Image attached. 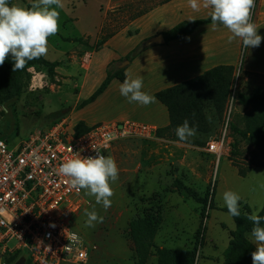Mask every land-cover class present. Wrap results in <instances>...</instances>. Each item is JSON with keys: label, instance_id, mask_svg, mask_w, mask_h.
Segmentation results:
<instances>
[{"label": "rangeland", "instance_id": "374dc122", "mask_svg": "<svg viewBox=\"0 0 264 264\" xmlns=\"http://www.w3.org/2000/svg\"><path fill=\"white\" fill-rule=\"evenodd\" d=\"M168 1L63 0L65 7L57 9L59 31L48 38V51L44 55L57 62L55 75H48L42 66H29L21 79L19 92L6 84L0 86V138L17 143L62 119L74 126L73 118L81 111L75 110L77 103L99 86L107 71L116 68L142 76V91L153 96L166 86L198 74V69L166 70L153 55L154 49L164 47L161 44L137 53L139 46L153 34L167 31L183 20L208 16L205 9L195 13L175 12L170 16L153 11ZM31 3L32 0H9L10 5L23 7ZM251 18L258 26V34L264 37V0H255ZM208 29L200 28L196 33L209 32ZM239 51L238 62L233 64L232 95L222 116L219 117L212 104L205 106L208 132L197 130L196 135L185 142L179 141L177 136L174 139L157 136L125 139L113 145L108 156L115 159L119 178L114 183L110 181L114 193L110 197L111 207L105 211L96 204L94 196L83 190L88 204L73 220V228L86 242L97 244L100 255L121 256L126 244H130L135 259L129 222L151 215L161 220L155 236L158 246L196 247L195 264H225L223 254L235 227L233 218L221 209L225 206L222 193L237 192L241 197L239 205L249 214L259 211L264 204V149L230 128V123L235 122L240 129H245L250 121L248 117L260 112L259 108L240 105L236 94L251 93L255 89L264 91V39L259 47L248 49L240 41ZM129 54L132 60L126 59ZM126 61L128 63L120 66ZM109 98L99 112L105 117L115 116L116 121L156 123V120L160 122L159 112L165 109L157 100L141 106L129 103L121 95L111 94ZM210 141L222 143L218 153L208 150ZM179 181L200 196L206 192L213 194L212 205L206 206L204 214L201 203L176 187ZM93 208L103 217V222L89 227L84 209ZM247 238L252 243L250 232ZM14 244L15 241H10L8 246ZM156 263V256H151L148 264ZM0 264L31 263L24 252H12L0 246Z\"/></svg>", "mask_w": 264, "mask_h": 264}, {"label": "built area", "instance_id": "2783aa9c", "mask_svg": "<svg viewBox=\"0 0 264 264\" xmlns=\"http://www.w3.org/2000/svg\"><path fill=\"white\" fill-rule=\"evenodd\" d=\"M73 127L62 119L17 143L0 138V246L24 252L31 264H86L96 248L73 228L88 202L58 174L59 164L77 152L108 156L115 143L153 139L158 129L130 119L98 123L80 136ZM221 145L207 144L215 153Z\"/></svg>", "mask_w": 264, "mask_h": 264}, {"label": "trees", "instance_id": "16d2710c", "mask_svg": "<svg viewBox=\"0 0 264 264\" xmlns=\"http://www.w3.org/2000/svg\"><path fill=\"white\" fill-rule=\"evenodd\" d=\"M209 23H212L209 16L183 20L167 31L162 32V34L165 42H169L188 36L198 27ZM126 59L132 60L131 55H127ZM29 66H42L46 69L48 75L53 76L55 75L57 62L50 61L42 56L39 59L27 62L22 70L12 71V60L9 56L5 63L0 66V86L6 84L16 92H19L22 86L21 79L27 74V67ZM124 73V69L121 68L107 71L99 86L88 97L77 103L76 110L82 109L94 102L113 80L116 79L123 82L125 78ZM234 79L233 65H218L204 71L198 76L156 91L154 96L166 107L169 119L168 125L157 129V136L174 139L176 136L175 128L182 124L186 118L190 126L195 127L196 130L208 132L209 120L205 112V106L212 104L219 117H221L226 103L232 95ZM236 101L243 106L259 108L260 112L252 117H248L250 121L245 129H240L235 122H231V130L255 146L264 149V91L261 92L259 89H255L251 93L240 91L236 94ZM91 128L83 121H79L74 125L73 130L75 136H80ZM198 145L200 144L198 143ZM176 187L185 190L188 197L203 205L202 214H204L206 206L212 205V193L206 192L204 196H200L181 181L176 183ZM221 209L227 212L226 206ZM240 211V217H232L235 228L230 233L231 236L223 254L225 264H252L251 252L255 250V246L247 238V233L251 232L252 223L245 218L247 212L241 206ZM259 214L264 216V204L259 210ZM160 221L156 220L154 216L144 215L136 217L129 222L128 233L131 236L135 254L134 264H148L151 256H156V264H195L197 257L196 247L191 249H173L159 247L156 244L155 236ZM261 226H264V222H262Z\"/></svg>", "mask_w": 264, "mask_h": 264}, {"label": "clouds", "instance_id": "9594fccd", "mask_svg": "<svg viewBox=\"0 0 264 264\" xmlns=\"http://www.w3.org/2000/svg\"><path fill=\"white\" fill-rule=\"evenodd\" d=\"M188 6L199 11L209 10L208 15L212 24L222 25L231 35L227 42L239 38L244 48L259 47L262 37L258 34V26L252 21V10L255 0H187ZM65 7L63 0H32L30 7L19 4H9V0H0V66L11 57L12 71L22 70L27 62L39 59L48 51V38L59 31L60 12L57 9ZM124 80L119 85L120 95L129 103L147 106L156 102L155 96L142 91L143 77L125 71ZM179 141L185 142L196 135V128L190 126L188 119L175 128ZM58 174L68 178L70 186L79 192L95 197L96 204L105 211L111 207L114 195L110 181L119 178V169L112 156L96 152L94 156H82L79 152L62 161L58 166ZM222 200L231 217H240V195L232 190L222 193ZM86 223L94 227L102 223L103 217L93 210L84 209ZM252 223L250 237L255 244L251 252L252 264H264V216L259 211L245 214ZM235 227V224L233 222ZM75 239V237H74Z\"/></svg>", "mask_w": 264, "mask_h": 264}, {"label": "crops", "instance_id": "0c3cea01", "mask_svg": "<svg viewBox=\"0 0 264 264\" xmlns=\"http://www.w3.org/2000/svg\"><path fill=\"white\" fill-rule=\"evenodd\" d=\"M158 10L160 12H165L169 16L173 15L175 12H197L192 10L188 6L187 0H169L166 3L159 5L153 11ZM200 10H203V8H201ZM200 28L211 29H208L210 30L209 32H205L202 34L196 33L197 30H199ZM229 35H231V33L222 25L217 24L214 26L212 23L204 24L198 27L192 34L188 36L171 40L169 42L161 43V45H163L164 47L154 49L153 55L160 59V63H162L166 67L165 69L169 71L187 72L193 69H198V74H195L194 76L190 77L193 78L215 66L233 65L238 62V59L240 57V40L239 38H236L235 40H233L232 43H228L227 37ZM190 78H186V80ZM120 83L122 82L119 80H113L108 86V88L94 102L90 103L82 109H79L81 111L78 113L76 118H73V124L75 125L77 122L83 121L87 126L92 127L98 123H102L103 121L116 122L117 118H115V116L105 117L106 115H102L101 112H99V109L102 108L103 102L107 103L111 99L109 98L111 94L112 96L115 95V97H117V95L120 96ZM167 87L170 86H166L165 88ZM159 113L160 114L158 115H160V122L156 120V123H142H147L157 128L165 127L169 123L168 112L166 107L165 109H161ZM74 116L75 115H73V117ZM158 118L159 116L156 117V119ZM93 245H95L96 248L91 252V255L86 264H134L130 244H126L127 246L124 247L123 255L115 257H105L100 255V248L97 246V244Z\"/></svg>", "mask_w": 264, "mask_h": 264}, {"label": "water", "instance_id": "95a60500", "mask_svg": "<svg viewBox=\"0 0 264 264\" xmlns=\"http://www.w3.org/2000/svg\"><path fill=\"white\" fill-rule=\"evenodd\" d=\"M165 39L162 33L154 35L148 39H146L138 48L137 53L144 50L145 48L155 45V44H161L164 43ZM128 63V61H126L125 63H122L120 66H124V64Z\"/></svg>", "mask_w": 264, "mask_h": 264}]
</instances>
